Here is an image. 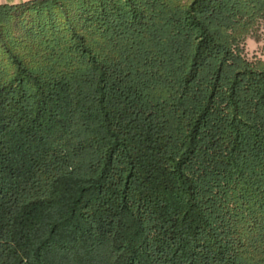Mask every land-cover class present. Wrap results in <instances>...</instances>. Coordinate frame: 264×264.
Returning a JSON list of instances; mask_svg holds the SVG:
<instances>
[{"label":"trees","instance_id":"16d2710c","mask_svg":"<svg viewBox=\"0 0 264 264\" xmlns=\"http://www.w3.org/2000/svg\"><path fill=\"white\" fill-rule=\"evenodd\" d=\"M263 3L0 4V264H264Z\"/></svg>","mask_w":264,"mask_h":264},{"label":"rangeland","instance_id":"374dc122","mask_svg":"<svg viewBox=\"0 0 264 264\" xmlns=\"http://www.w3.org/2000/svg\"><path fill=\"white\" fill-rule=\"evenodd\" d=\"M242 34L241 47L245 56L256 66L264 67V3L250 10Z\"/></svg>","mask_w":264,"mask_h":264},{"label":"crops","instance_id":"0c3cea01","mask_svg":"<svg viewBox=\"0 0 264 264\" xmlns=\"http://www.w3.org/2000/svg\"><path fill=\"white\" fill-rule=\"evenodd\" d=\"M26 0H0V4H15Z\"/></svg>","mask_w":264,"mask_h":264}]
</instances>
